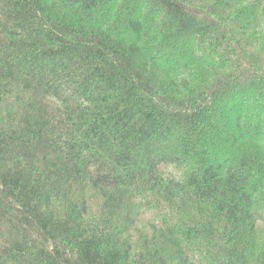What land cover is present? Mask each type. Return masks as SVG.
Instances as JSON below:
<instances>
[{"label": "trees", "instance_id": "obj_1", "mask_svg": "<svg viewBox=\"0 0 264 264\" xmlns=\"http://www.w3.org/2000/svg\"><path fill=\"white\" fill-rule=\"evenodd\" d=\"M0 264H264V0H0Z\"/></svg>", "mask_w": 264, "mask_h": 264}]
</instances>
